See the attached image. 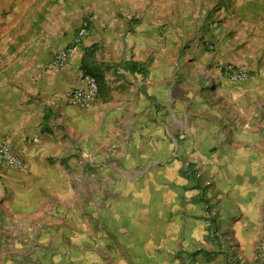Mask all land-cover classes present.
<instances>
[{
  "label": "crops",
  "instance_id": "1",
  "mask_svg": "<svg viewBox=\"0 0 264 264\" xmlns=\"http://www.w3.org/2000/svg\"><path fill=\"white\" fill-rule=\"evenodd\" d=\"M35 1L0 0V37ZM70 1L52 0L32 22L26 77L14 76L21 72L14 64L0 73V140L27 164L25 172H0V216L8 221L0 226V264L77 256L91 264L105 244L147 250L158 240L150 230L166 229L157 210V185L169 174L157 161L164 151L175 159L198 154L195 168L218 159L243 169L264 163V76L256 73L264 72V0H190L185 14L165 0ZM179 16L191 18L183 24H208V37L219 40L217 61L230 59L253 75L234 84L213 68L215 102L174 96L176 75L164 57L177 52L167 45L181 34ZM217 18L218 32L210 30ZM82 24L87 35L67 66L45 71ZM84 68L98 74L89 108L66 99L83 86ZM31 136L37 147L26 143ZM174 168L179 173L181 163ZM120 258L113 260L123 264Z\"/></svg>",
  "mask_w": 264,
  "mask_h": 264
},
{
  "label": "rangeland",
  "instance_id": "2",
  "mask_svg": "<svg viewBox=\"0 0 264 264\" xmlns=\"http://www.w3.org/2000/svg\"><path fill=\"white\" fill-rule=\"evenodd\" d=\"M75 1L79 0L70 2L73 4ZM51 3L52 0L30 3L18 24L1 35L0 73H4L1 70L7 66L8 70L11 64L17 65L20 71L29 65L31 58L26 57L25 50L28 37L34 33L32 22L36 19L37 23ZM164 4L179 14L193 9L190 0H165ZM163 13L165 17L169 16L168 12ZM178 19L181 34L176 33L178 38L167 45L169 49H174L173 53L177 52L172 57H164L165 66H173L172 71L176 75L173 80L174 96L182 98L188 93L192 97L208 96L215 102L219 93L212 69L216 68L227 79L221 69L226 64L245 68L249 77L253 75L245 66L236 65L230 59L217 61L215 52L219 40L208 37L209 28H205L208 24H183L191 18L179 16ZM219 26L217 18L210 30L218 32ZM7 38L8 48L1 44L2 39ZM223 59L226 60V56ZM256 73L264 76L260 70ZM17 75L26 77L27 71L14 74ZM12 78L7 77V80ZM33 137H27L26 142ZM179 156L175 159L164 151L163 157L157 159L158 165L170 174L165 172L167 178L157 185L162 199L157 210L161 211L165 223L162 227L166 229L150 230L149 237L158 240H154L147 250L117 249L105 244L97 250V258L91 264H118L113 260L117 255L123 264H264V163L261 162L256 169H243L237 168L234 161L221 162L218 159L215 163L201 162L203 166L195 168L197 162L194 160L198 161L195 158L198 154L191 151ZM177 162L181 163L179 173L174 168ZM243 178L247 183L245 189L242 188ZM107 208L102 206L104 210ZM3 219L0 216V226L8 223ZM70 258L65 263L61 259L57 264H90L78 256Z\"/></svg>",
  "mask_w": 264,
  "mask_h": 264
},
{
  "label": "built area",
  "instance_id": "3",
  "mask_svg": "<svg viewBox=\"0 0 264 264\" xmlns=\"http://www.w3.org/2000/svg\"><path fill=\"white\" fill-rule=\"evenodd\" d=\"M86 35L87 29L82 24L78 28L72 42L68 46L57 50L51 60L43 64V69L48 72H54L67 66L70 56L81 45ZM221 69L224 76L234 83H241L249 78V72L242 67L236 68L233 65L226 64ZM97 96L98 84L96 78L91 75H84L83 86L69 90L66 94V99L71 104L89 108L94 104ZM26 143L37 147L39 139L38 137H33ZM6 170L25 172L27 164L21 152L17 151L9 140L3 139L0 140V172Z\"/></svg>",
  "mask_w": 264,
  "mask_h": 264
},
{
  "label": "trees",
  "instance_id": "4",
  "mask_svg": "<svg viewBox=\"0 0 264 264\" xmlns=\"http://www.w3.org/2000/svg\"><path fill=\"white\" fill-rule=\"evenodd\" d=\"M84 69H85V70H84V71H85V72H84V75H91V76L97 78V75H98V74H96V73H92V72L86 70V68H84ZM97 84H98V83H97Z\"/></svg>",
  "mask_w": 264,
  "mask_h": 264
}]
</instances>
